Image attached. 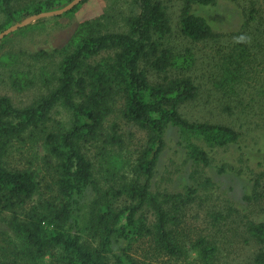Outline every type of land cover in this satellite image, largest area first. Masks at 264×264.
<instances>
[{
  "label": "trees",
  "instance_id": "obj_1",
  "mask_svg": "<svg viewBox=\"0 0 264 264\" xmlns=\"http://www.w3.org/2000/svg\"><path fill=\"white\" fill-rule=\"evenodd\" d=\"M69 1L34 0L20 5L16 0H0V32ZM86 1L59 15L74 12ZM216 2L182 0L178 21L181 36L192 42L217 37L208 19L194 10L196 5ZM134 3L136 11L125 17V30L102 32L99 21L84 19L59 51L58 60L52 53L40 51L43 57H50L53 68H41L44 91L31 103L16 106L10 97L0 95V213L11 212L9 225L33 261L52 255L58 264H151L148 259L153 257L186 258L192 252L196 264H215L213 242L200 236L185 248L171 226L175 215H169V208L176 212L185 206L197 189L188 186L184 194L154 193L152 182L169 129L177 133L186 157L203 166L210 165L203 144H235L240 133L224 124L189 120L181 114L182 104L198 93V85L186 73L195 62L194 53L189 47L174 50L169 46L172 26L160 0ZM52 17H39L16 30ZM102 51L109 54L92 61ZM31 83L21 72L11 81L17 89ZM58 106L67 112V120L49 127L46 122ZM115 111L147 134L132 176L113 194L125 196L121 206H115L107 193L99 191L89 199L98 188L93 163L83 149L85 143L102 135L106 118ZM26 133L40 135L44 156L55 166L57 194L45 207L33 206L19 218L17 211L38 192L39 179L32 169L8 167L5 158L12 141L23 140ZM115 138L114 134L109 139ZM260 165L264 175V158ZM145 208L152 209L151 220ZM247 231L256 245L249 264H264V221H250ZM87 233L97 238L96 244L84 237ZM139 239L146 243L142 258L129 252ZM0 264L18 263L0 260Z\"/></svg>",
  "mask_w": 264,
  "mask_h": 264
},
{
  "label": "rangeland",
  "instance_id": "obj_2",
  "mask_svg": "<svg viewBox=\"0 0 264 264\" xmlns=\"http://www.w3.org/2000/svg\"><path fill=\"white\" fill-rule=\"evenodd\" d=\"M31 1L34 0L16 3L24 5ZM160 1L172 26L167 38L169 46L174 50L189 47L195 56L186 73L198 85V93L182 104L181 114L189 120L230 126L240 133V138L235 144L221 147L203 144L210 157V165L203 166L186 157L177 133L169 129L152 190L184 194L188 186L196 188V194L185 206L176 212L169 208V215H175L171 226L177 241L188 248L190 242L204 236L216 245L215 264H249L256 245L247 225L250 221H264V175L260 165L264 158V0H217L214 5L194 6L218 34L198 42L189 41L178 31L182 0ZM135 11L134 0H87L72 13L51 15L45 21L16 30L0 40V95L10 97L16 106L31 103L44 91L41 68H53L50 57H43L40 51L52 53L58 60L59 51L84 19L99 21L102 32L123 31L125 17ZM107 54L102 51L92 61ZM20 72L32 83L17 89L11 81ZM66 120L67 112L58 106L46 124L55 127ZM114 134L116 138L109 139ZM146 138L144 130L127 122L117 111L106 118L102 135L83 145L93 163L98 188L89 199L99 191L107 193L115 206L125 202L124 195L113 194L132 176L135 158ZM41 144L40 135L26 133L23 140L12 141L5 158L8 167L32 169L39 179L38 192L17 211L19 218L33 206L45 207L57 194L55 166L44 156ZM144 211L149 220L154 217L152 209ZM11 218L9 211L0 213V260L58 264L52 255L31 260L9 225ZM90 236L87 233L84 237L96 244L97 238ZM143 240L134 241L129 252L142 258L146 245ZM193 256L189 252L186 258L160 255L148 260L151 264H196Z\"/></svg>",
  "mask_w": 264,
  "mask_h": 264
},
{
  "label": "water",
  "instance_id": "obj_3",
  "mask_svg": "<svg viewBox=\"0 0 264 264\" xmlns=\"http://www.w3.org/2000/svg\"><path fill=\"white\" fill-rule=\"evenodd\" d=\"M81 0H71L69 1L66 5H64L61 8L55 9V10H50V11H44V12H40V13H36V14H32L24 19H22L21 21L12 24L11 26L7 27L6 29H4L3 31L0 32V39L8 34L9 32H12L20 27H23L25 25H27L29 22L39 18V17H45V16H51V15H58L61 14L63 12H66L68 10H70L71 8H73L76 4H78Z\"/></svg>",
  "mask_w": 264,
  "mask_h": 264
}]
</instances>
